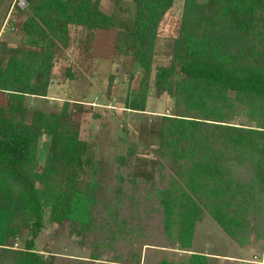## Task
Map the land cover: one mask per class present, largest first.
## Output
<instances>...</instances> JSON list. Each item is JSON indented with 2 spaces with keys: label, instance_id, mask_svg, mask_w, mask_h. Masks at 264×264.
<instances>
[{
  "label": "trees",
  "instance_id": "1",
  "mask_svg": "<svg viewBox=\"0 0 264 264\" xmlns=\"http://www.w3.org/2000/svg\"><path fill=\"white\" fill-rule=\"evenodd\" d=\"M26 1L23 40L0 41V264H210L200 252L165 256L168 248L192 249L206 214L239 243L264 240V0H184L170 62L153 79L156 95L172 96L174 110L155 116L156 157L143 171L135 167L137 141L114 165L86 162L82 103L67 99L57 111L27 103L49 97L73 27L89 43L96 29L115 26L114 17L100 0ZM134 2L114 53L138 65L141 81L126 107L145 110L175 0ZM43 135L51 139L41 164ZM49 222L68 226L90 257L38 251Z\"/></svg>",
  "mask_w": 264,
  "mask_h": 264
},
{
  "label": "rangeland",
  "instance_id": "2",
  "mask_svg": "<svg viewBox=\"0 0 264 264\" xmlns=\"http://www.w3.org/2000/svg\"><path fill=\"white\" fill-rule=\"evenodd\" d=\"M100 1L103 10L114 17L115 26L96 29L89 43L85 42L82 29L73 27L70 45L56 58L53 69L55 89L49 92L48 98L30 96L27 103L45 111L59 110L67 99L82 103L85 111H80L77 117L80 137L88 143L86 162L104 158L114 165L117 156L126 153L129 142L137 141L140 159L135 167L143 171L151 168L156 157L158 132L155 116L174 110L172 96L167 93L160 97L156 95L153 79L156 67L170 62L173 21L181 15L184 0H175L161 28L145 110L126 107L141 81L138 65L133 64L128 56L114 53L116 32L123 21L134 16L135 2ZM26 5V0H0V41L19 46L24 38L20 27L25 19ZM120 5L126 10L122 11ZM68 72L73 75L72 79L67 78ZM240 121L246 123L245 118ZM50 139V135H43L40 139L38 159L41 164L46 161ZM36 248L47 256L90 257V250L80 245L70 234L69 227L61 228L57 223H47L37 237ZM192 252L209 255L210 264H264V240L239 243L210 214L197 223L191 250L168 248L165 256L177 260Z\"/></svg>",
  "mask_w": 264,
  "mask_h": 264
},
{
  "label": "crops",
  "instance_id": "3",
  "mask_svg": "<svg viewBox=\"0 0 264 264\" xmlns=\"http://www.w3.org/2000/svg\"><path fill=\"white\" fill-rule=\"evenodd\" d=\"M53 85H54V84H53ZM53 85L51 86L52 89L50 88V92H52L53 88L55 89V87H54Z\"/></svg>",
  "mask_w": 264,
  "mask_h": 264
}]
</instances>
